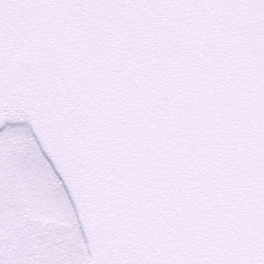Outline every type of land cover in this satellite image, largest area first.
Listing matches in <instances>:
<instances>
[{
    "label": "snow or ice",
    "instance_id": "obj_1",
    "mask_svg": "<svg viewBox=\"0 0 264 264\" xmlns=\"http://www.w3.org/2000/svg\"><path fill=\"white\" fill-rule=\"evenodd\" d=\"M0 264H264V0H0Z\"/></svg>",
    "mask_w": 264,
    "mask_h": 264
}]
</instances>
